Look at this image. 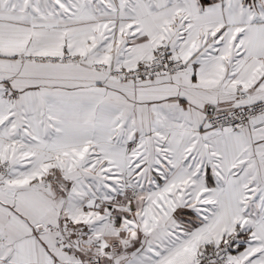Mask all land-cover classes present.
Listing matches in <instances>:
<instances>
[{"label":"snow or ice","instance_id":"snow-or-ice-1","mask_svg":"<svg viewBox=\"0 0 264 264\" xmlns=\"http://www.w3.org/2000/svg\"><path fill=\"white\" fill-rule=\"evenodd\" d=\"M0 264H264V0H0Z\"/></svg>","mask_w":264,"mask_h":264}]
</instances>
